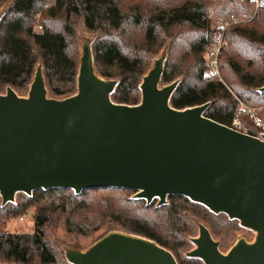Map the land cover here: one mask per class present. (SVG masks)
<instances>
[{
    "label": "trees",
    "instance_id": "1",
    "mask_svg": "<svg viewBox=\"0 0 264 264\" xmlns=\"http://www.w3.org/2000/svg\"><path fill=\"white\" fill-rule=\"evenodd\" d=\"M3 6L0 94L11 88L23 97L39 62L53 99L74 95L79 23L97 34L91 44L94 69L97 76L117 82L113 103H140L139 86L152 57L169 42L160 87L178 82L170 97L172 108L209 104L204 116L229 127L238 100L255 108L264 122V92L259 91L264 87V8L253 15L247 0H0ZM231 15L240 21L225 35L227 46L219 59L223 83H218L204 75V56L212 43V24ZM17 194L15 204L0 207V259L13 264H69L59 261L47 241L48 230L60 225L77 238L104 231L140 236L170 252L177 264H202L184 257L198 224L220 240V252L244 229L183 196H168L165 205L157 206V200L146 204L134 198V191L116 188ZM28 212L30 233L4 228L5 222Z\"/></svg>",
    "mask_w": 264,
    "mask_h": 264
},
{
    "label": "water",
    "instance_id": "2",
    "mask_svg": "<svg viewBox=\"0 0 264 264\" xmlns=\"http://www.w3.org/2000/svg\"><path fill=\"white\" fill-rule=\"evenodd\" d=\"M165 59L153 61L134 106L111 101L117 82L97 76L89 40L81 43L74 95L49 98L40 66L26 97L11 88L0 94L1 204L40 189L131 190L157 206L183 196L255 233L252 243L240 239L223 254L198 224L186 257L203 264H264V140L206 118L209 104L172 108L178 82L160 87ZM65 259L177 264L155 242L123 231L108 232L84 252L69 249Z\"/></svg>",
    "mask_w": 264,
    "mask_h": 264
},
{
    "label": "rangeland",
    "instance_id": "3",
    "mask_svg": "<svg viewBox=\"0 0 264 264\" xmlns=\"http://www.w3.org/2000/svg\"><path fill=\"white\" fill-rule=\"evenodd\" d=\"M6 8H7L6 6L0 7V17L3 15ZM35 30L39 31L38 28L37 29L35 28ZM76 31H77L76 33H77L78 50L80 53L81 43L84 40H89L90 43L92 44L95 41L97 34L87 32L82 27V25L79 23L76 25ZM168 49H169V42H167L163 46V48L160 49V51L158 52L157 55L152 57V61L159 58L161 55H165V57L167 58ZM39 65L40 64L38 62L37 66H39ZM4 93H5V91H4ZM27 94H28V92L26 94H24L23 97H26ZM48 97L52 98L50 96V94H48ZM237 102H239V101L237 100ZM17 199H18V194H16L13 204H15ZM1 206L2 205H1V198H0V207ZM31 215H32V213L28 212L27 214H25V215H23L17 219L9 220V221L4 223V228L10 232L30 233L32 231V227H33ZM107 233H108L107 231H104L102 233H95V234L91 235L90 237L77 238V237H73V236H68L65 233L62 225H60L57 227L50 228L48 230L47 241L49 242L51 247L56 252L59 261H61L63 263H67V261L65 259V253L67 250L76 249V250H79L81 252H84L93 243H95L99 238H101L103 235H105ZM195 236L196 237L198 236V229H196V235ZM254 238H255L254 232L247 230V229H245V230L242 229L240 232L235 234L234 238L231 240V242L228 244V246L225 248V250L222 251V253L226 254L228 252V250L240 239H244L247 243H252L254 241ZM216 241L219 242L220 240L217 239ZM194 248H195V246L191 243L190 248H189V252L191 250H193ZM185 256H186V253H184V257ZM0 264H13V263L4 262L2 259H0ZM202 264H203V262H202Z\"/></svg>",
    "mask_w": 264,
    "mask_h": 264
},
{
    "label": "built area",
    "instance_id": "4",
    "mask_svg": "<svg viewBox=\"0 0 264 264\" xmlns=\"http://www.w3.org/2000/svg\"><path fill=\"white\" fill-rule=\"evenodd\" d=\"M247 2L253 7V15L264 8V0H247ZM239 21V18L231 15L225 20L215 21L212 24L211 28L214 31L212 43L204 56L206 64L204 75L211 81L223 83L219 59L222 50L227 46L225 35L228 29ZM229 128L259 140H264L263 120L259 117L255 108L249 107L243 102H238ZM251 128L254 130L253 133H251Z\"/></svg>",
    "mask_w": 264,
    "mask_h": 264
}]
</instances>
